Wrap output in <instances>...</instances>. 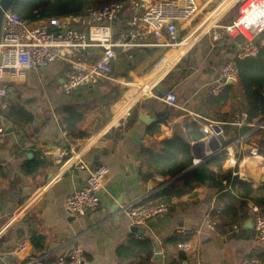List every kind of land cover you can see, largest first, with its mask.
Wrapping results in <instances>:
<instances>
[{
  "label": "crops",
  "instance_id": "obj_1",
  "mask_svg": "<svg viewBox=\"0 0 264 264\" xmlns=\"http://www.w3.org/2000/svg\"><path fill=\"white\" fill-rule=\"evenodd\" d=\"M236 1L212 0L203 5L201 11L209 6L212 11L195 28L189 22L181 24L177 38L183 40L170 51L138 47L118 52L112 81L64 94L60 89L64 66L56 62L45 70L29 72L15 85L13 97L4 100L0 110L18 104L31 113L33 120L16 124L0 116V127L5 132L0 143V229L18 215L0 242V264H45L51 257L74 249L83 251V264H242L251 257L264 262V244L255 239L254 228H243L250 215L244 221L224 215L216 221L227 200L222 196L232 192L231 180L238 171L230 160L242 162L240 171L248 176L247 183L264 186L259 181V174L264 175V157L259 154L264 148V133L224 125L223 139L205 137L202 128L207 123L190 116L225 123L245 112L247 101L238 76L235 83L229 84L228 101L223 107L213 110L206 105L209 96L223 94L227 88L212 95L208 86L227 61L238 58L227 38L214 40L206 36L207 29L231 24L237 17ZM202 3L200 0V6ZM129 16L130 12H125L123 21ZM256 41L264 46V32ZM100 53L95 48L89 50L91 58ZM161 61L170 63L164 74ZM142 79L151 85L148 94L127 104L126 92ZM120 85L124 86L122 92L114 96ZM169 92L177 97L176 107L162 101ZM65 105H77L84 113V119L70 134L62 132L56 114ZM186 118L193 120L202 134L199 141H190L194 159L202 164L223 153L224 163L221 168L209 165L206 183L195 184L193 191L173 198L166 213L138 227L142 234L132 232L128 209L150 206L164 180L148 177L151 170L146 162L142 163L141 149L156 145L158 150L161 142L172 137L174 125L183 124ZM153 125L158 126L160 134H150ZM84 133L88 134L86 138L81 137ZM98 165L110 170L98 194V208L84 216H72L66 198L85 185L89 170ZM166 180L170 181L169 177ZM153 183L156 186L150 189ZM207 184L215 192L211 203L204 201L210 190ZM252 207L264 215V207L252 202L248 203L249 214ZM210 218L215 222L213 230L206 225ZM18 228L23 230L21 238L16 235ZM178 229L191 233L182 239ZM175 233L191 246L188 253L182 250L183 259L168 244ZM33 234L40 248L32 245ZM143 240L152 242L151 255L143 252L123 256L132 241ZM22 241L28 243L25 255L11 257V250Z\"/></svg>",
  "mask_w": 264,
  "mask_h": 264
},
{
  "label": "built area",
  "instance_id": "obj_2",
  "mask_svg": "<svg viewBox=\"0 0 264 264\" xmlns=\"http://www.w3.org/2000/svg\"><path fill=\"white\" fill-rule=\"evenodd\" d=\"M211 1L202 0L204 5ZM199 6L200 0H123L88 6L79 15L33 21L22 19L9 10L4 14L0 34V104L13 97L15 85L25 80L29 72L45 70L56 62L64 66L63 84L60 86L64 94L112 81L118 52L124 53L138 47L149 50L158 48L165 52L176 48L183 40L177 38L179 26L191 20L198 13ZM234 8L237 9V17L231 24L215 28L214 40L227 38L237 50L238 58L256 57L260 49L256 39L264 32V0H237ZM127 11L130 16L123 21V15ZM91 48L98 49L101 53L96 58H91ZM237 76L235 61H227L216 80L208 86L209 93L219 94L230 82L235 83ZM261 94L264 97V83ZM162 101L169 107L177 106V97L173 92L166 94ZM191 115L207 123L202 128L205 137L223 139L224 131L221 126L224 125L237 130L249 128L264 133V117L250 122L245 112L225 123ZM4 134L0 127V143ZM200 162V159H193L194 166ZM229 163L233 168L238 167L235 177L249 182L248 176L240 171L242 162L230 160ZM109 173L110 170L105 165L89 170L85 185L66 198V206L72 216H84L98 208V194ZM167 210L165 205L138 207L128 209V215L131 224L139 227ZM251 211L255 239L264 244V215L257 207H252ZM17 217L18 215L0 229V238L17 222ZM206 225L213 230L215 222L210 218ZM190 233L183 229L177 230L182 238ZM27 248L26 241L19 242L11 250L10 256L20 258L25 255ZM178 248L185 253L191 251V246L185 241ZM84 261L83 251L74 249L57 257L52 264H83ZM37 263L40 264L39 261ZM242 264L264 262L251 257Z\"/></svg>",
  "mask_w": 264,
  "mask_h": 264
},
{
  "label": "trees",
  "instance_id": "obj_3",
  "mask_svg": "<svg viewBox=\"0 0 264 264\" xmlns=\"http://www.w3.org/2000/svg\"><path fill=\"white\" fill-rule=\"evenodd\" d=\"M112 1L123 0H14L11 11L20 18L33 21L38 19H48L51 17H61L68 15H79L88 5L98 6ZM238 70V84L244 92L247 106L245 113L248 121L259 120L264 117V97L261 94V88L264 83V46L260 47L256 57H246L235 60ZM231 86H227L223 94L218 96H209L206 100L208 109H219L228 101V92ZM119 95L117 89L114 96ZM58 122L62 132L70 134L84 119V113L77 105H65L57 109ZM0 116L5 121L16 124L29 123L33 120L31 113L18 104L11 105L7 111L0 110ZM150 134H160L157 125L149 127ZM88 134H81L82 138H86ZM202 138V134L198 130L197 124L190 118H186L183 124H175L173 127V135L170 139H166L157 146L143 147L140 152L142 163L146 162L149 172V178L160 176L164 178L162 188L156 192L154 200L150 206L165 205L171 207L172 199L184 195L185 192H191L195 184H205L210 173L209 165H215L221 168L225 156L219 154L211 160L205 161L197 166L193 165L194 155L190 146V141L196 142ZM264 157V148L259 151ZM169 177V180H166ZM229 178V177H226ZM230 179V178H229ZM227 179V182H229ZM232 192H226L222 197H226L224 201V209L217 213L216 221L221 216H230L234 220L244 221L249 216L248 203L264 207V186L254 187L253 184L239 180L237 177L231 180ZM144 207V206H142ZM240 210L239 214L237 213ZM42 242L43 237L38 238ZM183 239V238H182ZM176 233L170 238L168 244L178 250L179 259L184 258L183 251L178 245L183 243ZM30 241L35 248H40L37 243L35 234L30 237ZM134 248V249H132ZM153 244L150 240L132 241V245L127 249L123 256L133 257L139 256L143 252L147 255L152 254ZM175 264V263H172Z\"/></svg>",
  "mask_w": 264,
  "mask_h": 264
},
{
  "label": "water",
  "instance_id": "obj_4",
  "mask_svg": "<svg viewBox=\"0 0 264 264\" xmlns=\"http://www.w3.org/2000/svg\"><path fill=\"white\" fill-rule=\"evenodd\" d=\"M82 1H85V0H82ZM13 2L14 0H0V34H1V28H2V23H3V17H4V14L11 10L12 8V5H13ZM232 82H230L231 84ZM142 119V118H141ZM144 122H146V120L142 119ZM215 130H218V128H216ZM259 181L261 182V184H264V175H260L259 174ZM154 186H156L155 183H153L149 188L152 189L154 188ZM207 187L208 189L211 188V185L210 184H207ZM214 194L215 192L213 190H209L205 197H204V201L207 202V203H211L212 200H213V197H214ZM41 205H43V202L41 203ZM117 209V207L114 208V210ZM250 217L249 219L245 222V224L243 225V228H245L246 230H251L253 228V220H252V216H253V213L252 211L250 212ZM131 231L132 232H138V233H143V230L142 229H139L138 227L136 226H132L131 227ZM16 235L18 238H21L22 235H23V230L21 228H18L16 230ZM249 233L247 232V237H248ZM5 236V235H4ZM4 236H2L0 238V242L3 240ZM56 259V256H53L51 257L49 260H47L45 262V264H52Z\"/></svg>",
  "mask_w": 264,
  "mask_h": 264
},
{
  "label": "bare ground",
  "instance_id": "obj_5",
  "mask_svg": "<svg viewBox=\"0 0 264 264\" xmlns=\"http://www.w3.org/2000/svg\"><path fill=\"white\" fill-rule=\"evenodd\" d=\"M226 5V4H224ZM174 62V59L171 60V64ZM170 63H166L165 61H161L160 62V66L162 67L163 69V74H164V71L167 69V68H170ZM136 87L131 86L132 88L126 92L125 94V98H126V102L127 104L131 105L132 103H134L136 101V99L148 94L149 92V88H150V84L147 83L145 80H140V81H136ZM133 92H135V95H133Z\"/></svg>",
  "mask_w": 264,
  "mask_h": 264
},
{
  "label": "rangeland",
  "instance_id": "obj_6",
  "mask_svg": "<svg viewBox=\"0 0 264 264\" xmlns=\"http://www.w3.org/2000/svg\"><path fill=\"white\" fill-rule=\"evenodd\" d=\"M203 5H204V3H202L201 4V6H199V11H198V13L191 19V20H189L188 22L189 23H191V26L190 27H192V28H195V27H197V25H199V23L201 24V22L203 21V19L205 18V15L209 12V11H212V7H207V9H204V11H201L202 9V7H203ZM188 22H185L184 23V25L185 24H187ZM209 29H207L208 31H209V33L208 34H206V36H210L211 38H214V32H215V30L214 29H211L210 28V26L208 27ZM200 30V29H199ZM221 32V31H220ZM185 35H187V32H183ZM184 34H183V36H184ZM222 40H224V39H222ZM123 88H124V86L123 85H120L119 87H118V90H119V93H121L122 92V90H123Z\"/></svg>",
  "mask_w": 264,
  "mask_h": 264
}]
</instances>
